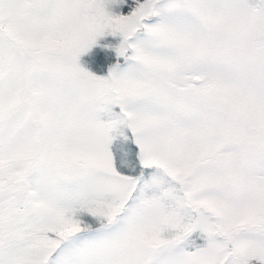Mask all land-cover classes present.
<instances>
[{
  "label": "snow or ice",
  "instance_id": "1",
  "mask_svg": "<svg viewBox=\"0 0 264 264\" xmlns=\"http://www.w3.org/2000/svg\"><path fill=\"white\" fill-rule=\"evenodd\" d=\"M0 264H264V0H0Z\"/></svg>",
  "mask_w": 264,
  "mask_h": 264
}]
</instances>
